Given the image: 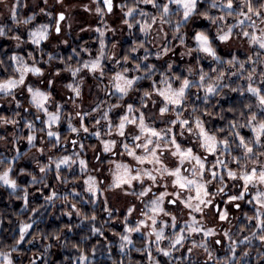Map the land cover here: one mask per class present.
I'll return each mask as SVG.
<instances>
[{"label":"snow or ice","instance_id":"snow-or-ice-1","mask_svg":"<svg viewBox=\"0 0 264 264\" xmlns=\"http://www.w3.org/2000/svg\"><path fill=\"white\" fill-rule=\"evenodd\" d=\"M42 2L45 6L39 7V14L47 17L48 22L37 24L33 23L36 12L19 18L22 0H14L8 6V18L16 26H24L26 37L0 24V37L14 41L15 48L20 49L6 55L7 62L0 59V95L11 97L19 110L22 101L17 99V92L21 96L26 94L30 107L35 109L31 120L16 111L14 115L19 120L0 116V125L18 127L23 121L28 131L22 138L29 148L46 155L45 163L37 160L39 173L54 172V178L61 184L73 183L63 195L52 189L44 197L45 201L54 206L56 199L63 200L66 210L62 215L82 217L89 221L93 235L103 236L95 224V211L89 216L77 206L78 203L95 205L103 198L102 210L108 217L105 223L118 221L122 228L113 232L119 237L121 252L133 245L132 235L140 233L144 246L136 251L144 253L147 264H162L157 256L171 260L181 249L185 253L176 259L188 260L190 264L196 249H201L206 259L194 264H237L236 252L240 245L251 244L252 240L264 244V0H131V3L122 0L119 5L113 0H93L94 11L101 19L119 7L121 24L129 32L138 30L143 38L133 41V46L122 54L110 51L105 35L116 30L105 23L103 29H95L99 34L96 55L83 48L81 51L88 53L89 58L78 59L75 65L51 52L44 59L43 45L53 32L60 35L67 16L63 10L55 13L49 10L48 0ZM56 3L63 6V0ZM83 7L91 11L88 5ZM196 18L215 26V32L210 34L195 27L188 31ZM9 32L13 34L9 36ZM234 38L246 42L251 54L244 59L236 54L229 58L218 54L217 43H228ZM189 39L194 47L188 45ZM25 45L31 48L25 50ZM115 48L113 43L112 49ZM177 48L184 49L179 53L180 59L189 57L194 61L186 73L177 72L171 59ZM141 50L143 54L138 55ZM73 53L79 56L75 49ZM57 59L64 67H57L45 76L43 65L51 68V62ZM205 59L211 61L207 70L202 63ZM61 73L71 77L70 82L63 84L70 93L63 101L55 98L57 77ZM86 75L97 81L96 88L102 93L87 110L83 108ZM228 93L239 97L238 104L209 111V106L219 105V101L216 105L210 104L213 98H223ZM198 101L204 105L203 109ZM66 103L72 104L74 113L64 114ZM23 111L27 113L29 109ZM206 117H215L223 123L210 128ZM62 120L66 121L72 138H62L59 130ZM37 121L42 125L39 128ZM81 133L98 142V147L91 145L96 161L91 170L86 158L89 146L83 142ZM4 139L0 136V140ZM68 145L72 147L70 153ZM61 148L65 154H51ZM14 151L16 155L11 159H0L3 166L0 185L13 193L22 192L16 198L23 201L27 210L28 186L22 187L13 177L16 161L27 153H21L18 147ZM105 164L107 169L103 167ZM74 166L78 167L76 175L87 199L77 190L75 179L70 181L62 175L65 169L73 171ZM19 171L25 174L26 170ZM27 175L31 177L30 185L42 183L37 175L31 172ZM108 192L133 197L139 207L137 203H130L122 218L115 216L119 210L110 207ZM70 196L79 200L71 202ZM241 202L251 206L252 214L242 213L246 223L240 224L236 233L231 228L218 232L215 225L210 226L209 214L217 222L231 225L227 206L241 210ZM31 212L36 214L38 209L32 208ZM134 213L138 215L133 219ZM233 218L240 220V217ZM35 223L32 217L19 222L13 244L0 247V264H15L13 253H19L25 242L32 243L26 237ZM64 227L72 231L71 224ZM50 235L59 241L62 230ZM43 238L47 240L49 235ZM210 240L217 246H223L226 240L231 255L217 257ZM189 241L191 246L185 248ZM49 247L50 244L46 245L45 250ZM73 247L80 253L76 258L78 264H89L84 249L76 244ZM30 264H36V260Z\"/></svg>","mask_w":264,"mask_h":264},{"label":"trees","instance_id":"trees-1","mask_svg":"<svg viewBox=\"0 0 264 264\" xmlns=\"http://www.w3.org/2000/svg\"><path fill=\"white\" fill-rule=\"evenodd\" d=\"M212 11L215 12V10ZM195 28L197 30L208 31L210 34H212L213 25H210L207 21L201 18H196ZM138 33V30H136L133 41L142 39V37H138ZM133 41L132 43L124 44L121 52L123 53L127 51L130 47H132ZM89 43L96 44V41L93 38L89 39V37H83L80 40H73L72 42H70V45L67 47V49H63V47H61L62 49L56 50L53 55L58 58L62 57L68 63L75 65L78 59L83 60V58L86 56V54L83 53L81 49L85 48L87 45H90ZM216 46L218 54H220L222 57L229 58L232 54L221 52L218 48V43ZM24 47L25 50L29 49V46L27 45H25ZM73 49H75L76 52L79 53V56H76L73 53ZM44 50L46 53H48V50L46 48H44ZM12 52H14V50L10 49V44L7 41H4L2 44H0V59L6 60V55H11ZM140 54H142V50ZM37 55L39 54L37 53ZM236 55L240 59H244L246 56L240 54ZM69 57H72V59L68 60ZM44 58L46 57L44 56ZM53 63L56 64L54 69L57 67H64L63 64L59 63V59L51 62V64ZM203 64L205 65V70H207V64ZM43 67H45L46 69L49 68L47 65ZM66 74L69 75L68 73ZM0 76H2V74H0ZM67 79H70V77ZM62 92H64V94L66 92V97L69 95L66 91V88L60 89L59 93ZM201 95L203 94L201 93ZM66 97L63 98L62 101L65 100ZM5 98L11 97H5L0 95V101L4 100ZM17 99L22 101V107L19 110L16 108L15 104L8 108L0 107V116H7L19 120L20 117L15 116L14 113L16 111H20L21 115L25 116L27 119H33L35 109L31 108L29 103L24 101L26 103V107L23 104L24 102L22 98L17 97ZM217 101H219V105L216 108H212L211 106H209V111L215 112L219 110L220 106L226 109L231 105L238 104L239 97L236 94L228 93V95L224 96L223 98H213L210 104L216 105ZM197 103L200 104V107L203 109L204 105L199 101ZM24 107L29 109L27 113L23 111ZM205 119L208 120V126L210 128L217 127L223 123L215 117H206ZM36 125L37 128L42 126L39 121L36 122ZM21 127H23V121H21L20 123V128ZM24 129L25 132L20 131V133H17L16 135H20L21 137L25 136L27 134V129ZM21 130L23 129L21 128ZM61 134L62 138L65 136L72 138V134L69 133L66 128L61 131ZM0 136L6 137V135L1 130ZM81 137L83 138V142L85 143V145L89 146L87 150V156L88 160H91L90 153L93 152L91 145H97L98 147V142L94 137L88 136L87 134L85 135L84 133H81ZM67 148L68 153H70L72 151L71 145H68ZM9 149L10 148H0V159H11L12 156L16 155L14 153H10ZM33 149L35 148L23 150L21 151V153L28 154ZM55 152L57 154H65L63 148ZM26 156L27 155H21V157L16 161L13 177L17 179L18 184L22 187L28 186V191L30 193L28 209L24 210L23 201L18 200L16 198L18 195H22V192L18 190L16 193H13L11 189L0 185V247L13 244V238L17 235L19 222L21 220L28 221L29 217H32V219L36 221L33 229L30 230L31 234L26 237V240H32V243L25 242L21 245V251L19 253H13L15 264H30V261L33 259L36 260V264H78L76 258L79 256L80 253L77 248L73 247L74 244L78 245L79 248L84 249L89 258V264H147L146 256L144 255V253L136 251V249L143 248L144 246V240L141 234L134 233L132 235L133 245H128L124 249V251L121 252L119 246V237L117 235H114L113 232L122 231V228L118 221H116L115 223L111 221H109V223H105L108 217L107 214L102 210L103 198H101V200L95 205H92L91 203L85 205H81L79 203L77 204L78 207L82 208V212L89 216L92 214L93 210L95 211V214L97 216L95 224L97 227L101 228L104 233L103 236L99 234L93 235L90 231L91 225L89 221L82 220V217H77L75 214H73L71 218L62 215V213L66 210L65 202L63 200L56 199L54 202V206L48 204L45 201L44 197L48 195L52 189H55L59 194L63 195L66 191L73 187V183L70 182L67 185L61 184L54 178V172H49L47 174L39 173L37 163H25L24 160ZM40 162L45 163L46 161L40 160ZM2 167L3 166L0 165V168ZM21 168H24L26 170L25 174H20L19 170ZM29 172L37 175L38 178L42 179V183L30 185L29 182L31 180V177L27 175V173ZM76 174H78V171H69L67 169L62 172V175L67 176L70 181H72L73 179L76 180L77 190L81 191L82 195H84V198L87 199V194L83 193V190L79 184V177ZM44 184L49 185V187H44ZM69 200L71 202H77L79 198L73 200V198L70 196ZM32 208H37L38 212L36 214H33L31 212ZM124 212L125 210H123L119 214L118 212H115L114 215L122 218ZM248 214H252L250 205ZM239 221H237V223L239 224L246 223V221ZM67 224L72 225V231H68V229L64 227ZM57 230H62L61 239L59 241L53 239L50 235L51 233L56 232ZM244 234H247V232L241 234L239 238H242V235ZM45 235H49V239H44L43 237ZM33 237H35V239H33ZM196 238L199 239V237ZM166 243L167 242H165V244ZM49 244L51 245V247L45 250V246ZM189 246H191L190 241L186 244L185 248ZM242 246L245 247V249L242 251L237 250L236 252L237 264H264V244H261L258 240H252L251 244L240 245L239 247ZM93 249H95L94 252ZM197 250L202 251L201 249ZM244 252H247L248 255L244 256ZM183 253H185V249H181L179 252H175L173 254V259L171 260L162 256H157V258L162 261V264H190V261L188 260L176 259V257H181ZM153 254L156 255L155 252H153ZM205 259L206 256L204 255L203 260ZM203 260L196 259L194 254L191 257L192 264H194V262L196 261L202 262Z\"/></svg>","mask_w":264,"mask_h":264},{"label":"rangeland","instance_id":"rangeland-1","mask_svg":"<svg viewBox=\"0 0 264 264\" xmlns=\"http://www.w3.org/2000/svg\"><path fill=\"white\" fill-rule=\"evenodd\" d=\"M13 2L14 0H0V24L6 25L7 28L18 30L21 33H23L24 36L26 37L24 26L23 25L16 26L12 23L11 19L8 18L9 17L8 6H10ZM121 2L122 0H114L115 5H119ZM128 2L131 3V0H128ZM22 5L23 6L20 7V9L18 10L19 18L23 19L25 16L31 15L33 12H36L38 13V15H37L36 21L33 22L34 24L48 22L47 17L39 14V7L45 6L42 0H22ZM84 5H88L91 11H86L83 7ZM47 7L49 8V10L53 11L54 13L63 10L66 12V16H67V21L62 23V32L60 33V35L57 36L53 32L49 41L43 45V47L48 50V53L51 52L53 54L56 50L62 49L61 47H63V49H67V47L70 45V37H74L75 38L74 40H80L83 37H89V39L93 38L96 41L97 45L95 43H91V44L89 43L90 45H87L85 48H88L89 51L92 53V55L95 56L99 49V34L95 31V29L97 27H100L103 29L105 23H107V25H109L111 28H114L116 30L115 32H111V31L106 32L105 40L108 46V50L115 51L118 54H122L121 50L123 48V45L126 43H132V41L134 40V35L136 33V30L129 32L126 26H123L121 24L122 12L120 11L119 7H115L113 13L105 15L103 19H101V17H99L95 13L94 11L95 4L93 3V0H63V6L57 4L56 0H48ZM195 25L190 24L187 30L191 31V29L195 27ZM214 32H215V26H213V29H212V33ZM12 34H13L12 32H9V36H11ZM154 35L155 33H153V36ZM138 37H142V34L138 33ZM149 39H152V37H149ZM4 41H7L10 44L11 50H14L16 52L20 51V49L15 48L14 41L9 40L8 38H5V37H0V44H2ZM113 43L116 44L115 49H112ZM156 43H159V41H156ZM188 45L194 47V42L191 39H189ZM27 46L31 48L30 45H27ZM218 48L221 52L228 53V54H231V53L240 54V55L250 54L247 43L237 40L235 38L228 43H218ZM183 50H184L183 48H177L176 55L172 56L171 59L175 62V70L177 72L186 73L187 67L190 64L194 65V61L189 57H184L183 59H180L179 53ZM83 53L86 54V56L83 59H88L89 58L88 53L86 52H83ZM142 54L138 53V55H142ZM44 56L46 57L44 59L47 60L46 52ZM165 59H168V58L165 57ZM53 61H56V60H53ZM153 61L154 60H152L151 62ZM159 63H162V61ZM202 63H205L208 65L209 63H211V61L208 59H205L202 61ZM55 65L56 64L53 63L52 64L53 68L46 69L45 76L48 75L49 71L54 70ZM69 77L70 76L67 75L66 73H62L61 77H57L58 82L56 83V86H55V92H57V87H61V89H65L63 87V84L71 81V77L70 79H67ZM30 79L36 80L37 78L30 77ZM96 84H97V81L91 75H86L85 81L83 84V108L85 110H87L89 104L93 100H95L97 95H102V93L98 92L96 88ZM66 91L68 92L67 89ZM68 94L70 93L68 92ZM65 95H66V92L65 94L64 92H62L60 93V97L55 95V98L57 100L62 101V99L66 97ZM17 97L22 98L23 102L26 101L28 103L26 94L24 96H21L18 92ZM13 104H15V102H13L11 98H5L4 100L0 101L1 108H8V107H11ZM23 104L26 106L25 102ZM69 112L74 113L73 106L71 103H66L65 108H64V114L67 115V113ZM73 122L76 123V120L74 119ZM21 128L23 130H21ZM21 128H20V125L18 127H14L12 125H0V130L7 137V138L5 137L4 140H0V148H10L9 152L14 153V154H16L14 151L15 147H18L20 151L29 150L30 148L27 145L26 140H24L20 135L19 136L16 135L17 133H20V131L25 132L24 127H21ZM65 128L67 129V123L66 121L62 120L59 130L62 131ZM38 135H42V134L38 133ZM16 137H21V139L16 140L15 139ZM37 143L39 144V141H37ZM51 154L56 155V156L62 155V154H57L55 150H53ZM90 154H91V160H88L89 170H91L96 165V161L93 159V152ZM86 158L88 159V156H86ZM37 160L46 161V155L41 156L39 153L36 152V149H33L27 154L24 161L27 164H36ZM103 167L107 169L108 165L105 164ZM73 171H79L78 167L74 166ZM104 176H107V172L104 173ZM106 195H108L109 197L110 207H112L113 209H118L119 210L117 211L118 214L122 212L123 209H125L126 211V208L129 206L130 203H137L135 199L130 196L124 197L118 193H113V192H108L106 193ZM137 206L139 207L138 203H137ZM137 214L138 213H134V216L135 215L137 216ZM211 221H215V220L209 219V222ZM193 254L195 255L196 259L204 258L203 251L196 249L194 250Z\"/></svg>","mask_w":264,"mask_h":264},{"label":"flooded vegetation","instance_id":"flooded-vegetation-1","mask_svg":"<svg viewBox=\"0 0 264 264\" xmlns=\"http://www.w3.org/2000/svg\"><path fill=\"white\" fill-rule=\"evenodd\" d=\"M113 2H114V0H113ZM73 40H74V37H70V42H72ZM217 200L219 201V197H217ZM241 205H242L241 210H236V209H234L231 205H228V206H227L228 209H229V212H230V219H232V224H231V225L228 224V223H223V224L218 223V222L212 217V215L209 214V219H213V220H215V221H211V222H210V226H211V225H215L216 228H217V231H218V232L222 231L223 229H229V228H231L232 232H233V233H236V230L238 229L237 226H239L240 224L237 223V220L234 219L233 217H240V220H241V221H244V218H243L242 213H243V212H249V205H246V203H244V202H241ZM222 207H223V205H222ZM123 210H125V209H123ZM137 215H138V214H137ZM135 217H136V215L134 216V218H135ZM239 222H240V221H239ZM227 243H228V242L225 240L223 246H217V245H215L214 243H212L211 240H210V245H211L212 249L214 250V254H215L217 257H220L221 259H223V258L226 257V256L231 255V253L227 251ZM244 249H245V247H243V246L237 248L238 251H242V250H244ZM202 260H203V259H202ZM200 261H201V260H200Z\"/></svg>","mask_w":264,"mask_h":264},{"label":"crops","instance_id":"crops-1","mask_svg":"<svg viewBox=\"0 0 264 264\" xmlns=\"http://www.w3.org/2000/svg\"><path fill=\"white\" fill-rule=\"evenodd\" d=\"M57 82H58V79H57ZM60 89H61V87H57V92H55V93H57L55 95H57L58 97H60V93H59ZM76 123H78V120H76Z\"/></svg>","mask_w":264,"mask_h":264}]
</instances>
